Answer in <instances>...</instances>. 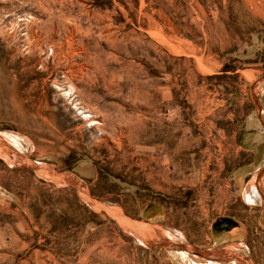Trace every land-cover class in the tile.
<instances>
[{"label": "rangeland", "instance_id": "1", "mask_svg": "<svg viewBox=\"0 0 264 264\" xmlns=\"http://www.w3.org/2000/svg\"><path fill=\"white\" fill-rule=\"evenodd\" d=\"M262 191L264 0H0V264H156L108 193L202 241Z\"/></svg>", "mask_w": 264, "mask_h": 264}, {"label": "crops", "instance_id": "2", "mask_svg": "<svg viewBox=\"0 0 264 264\" xmlns=\"http://www.w3.org/2000/svg\"><path fill=\"white\" fill-rule=\"evenodd\" d=\"M183 185L185 187V184ZM209 185L211 187L215 184ZM150 186L151 188L164 187L163 184H150ZM166 186L174 190V184H166ZM119 187L126 189L127 185L119 184ZM254 188L261 196L262 187H257L260 188V192L255 186L251 190L253 191ZM262 193L264 194L263 191ZM110 197L112 195L108 193V197L104 199L106 204H104L118 211L114 212V215L115 213L118 215L120 226H132L137 245H152L150 251L153 253L155 250L156 254L150 258L151 263L252 264L254 259H252L251 250L254 249L252 244L255 242L254 238L257 236L264 239V202L260 207L245 204L249 210L244 216L215 218L212 223L213 232L211 231L210 235L201 241L192 239L193 236L181 225L183 224L180 220L181 215L176 214L173 195L151 196L141 213L135 215L130 213L123 194L117 196L118 201ZM250 198L253 199V197ZM256 207L260 214L259 218L254 216ZM176 246H179V249H176L178 248Z\"/></svg>", "mask_w": 264, "mask_h": 264}, {"label": "bare ground", "instance_id": "3", "mask_svg": "<svg viewBox=\"0 0 264 264\" xmlns=\"http://www.w3.org/2000/svg\"><path fill=\"white\" fill-rule=\"evenodd\" d=\"M253 191H254L255 194L259 195L258 191H256L257 193L255 192V188L253 189ZM250 196L253 197L252 195H250Z\"/></svg>", "mask_w": 264, "mask_h": 264}]
</instances>
